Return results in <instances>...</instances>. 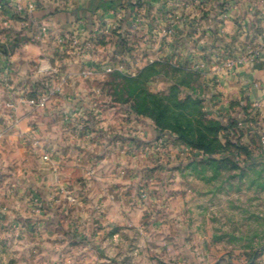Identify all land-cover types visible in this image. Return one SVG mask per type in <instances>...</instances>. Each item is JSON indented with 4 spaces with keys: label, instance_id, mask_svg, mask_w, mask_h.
I'll list each match as a JSON object with an SVG mask.
<instances>
[{
    "label": "clouds",
    "instance_id": "1",
    "mask_svg": "<svg viewBox=\"0 0 264 264\" xmlns=\"http://www.w3.org/2000/svg\"><path fill=\"white\" fill-rule=\"evenodd\" d=\"M261 52L264 48L248 47L234 62L220 59L214 68L203 65L209 69L204 85L209 91H215L208 83L213 76L221 84H234V77L242 83H250L259 77L264 83V57L259 61L256 59ZM125 70L135 75L134 70L121 69ZM153 80L161 82L152 83ZM89 81L88 74H74L62 83L53 80L51 94L33 101L22 110L17 108L12 115L5 114V123L0 127V171L6 174L0 182V264H112L113 261L115 264H124L125 261L127 264H154L148 258L162 253L161 241L156 236L163 229L155 227L150 217L153 209L163 203V199L157 201L156 196L165 191L164 176L158 173L157 178L146 182L140 195L133 192L132 196H126L125 186L138 181L103 177L100 172L117 160L122 166L136 167L137 160L147 163L157 155L160 162L175 163L180 157L191 158L195 154L187 147L181 151L169 146L133 156L128 155L127 150L117 148L97 167L85 166L81 158L88 153L103 152L107 137L120 134L147 140L151 136L150 128L141 132L136 130V124L125 123L122 116L116 114L120 107L119 98L101 95L99 88ZM171 82V77L154 76L147 83L128 85L122 91L124 98L128 99L137 88L146 89L139 96L141 105L151 107L154 103H162L168 116L163 131L175 139L185 133L188 122L193 118L181 113L173 102L157 96L161 91L167 94ZM160 83L165 86L158 87ZM121 85H124L123 81ZM180 99L177 97L178 101ZM112 103L116 108H109ZM90 116L96 132L82 135L78 127L83 128ZM141 118L155 127V121L148 116ZM246 127L249 130L241 143L247 152L239 154L237 161L242 168L255 161L256 167L245 184L241 210L246 212V216H252L255 222L245 223L246 217L236 216L244 227L237 233L242 234L241 241L233 246L241 252L264 245V239L251 240L252 236H264V190L257 193L254 187L256 183H264V121L260 128L255 125ZM101 130L107 134L105 139L97 138ZM109 185L112 186L111 191ZM30 187L33 190L45 189L49 193L45 204L34 201L30 194L25 195ZM41 207L51 211L40 212ZM53 216L60 223L56 226L57 231L49 234L44 224ZM17 217L31 218L35 227L31 236L23 223H15ZM233 226L238 227L239 224L233 221ZM117 227L120 230L114 231ZM184 227L188 226L185 224ZM63 232H78L89 243L70 249ZM203 244L200 240L180 251L191 259L192 264H208L212 245L205 248ZM168 251L171 253L172 249ZM168 258H178L179 264H184L183 257H177L175 253Z\"/></svg>",
    "mask_w": 264,
    "mask_h": 264
},
{
    "label": "crops",
    "instance_id": "2",
    "mask_svg": "<svg viewBox=\"0 0 264 264\" xmlns=\"http://www.w3.org/2000/svg\"><path fill=\"white\" fill-rule=\"evenodd\" d=\"M21 2L24 8L34 5V12L20 13L8 0H0V127L5 123V114L12 115L15 112L10 109V105H14L15 110H22L28 106L25 102L29 98L37 101L44 95L51 94L53 80L62 83L74 74H88L91 80L89 83L95 84L103 95L105 89L102 80L107 76V68L112 67L114 72L129 75V71L121 69L134 70L135 75H140L160 63L197 73L202 81V88L207 93L205 101L214 108H220L219 113L224 118L248 112L247 126L261 127V122L264 121V83L260 78L242 83L234 77V84H221L213 76L208 83L215 91H209L203 83L209 69L203 65L214 68L220 63V59L236 61L248 47L264 48V43H260L264 41V0H227L231 7L224 15L219 8L213 9L215 6L212 2L206 3L204 0ZM261 57H264V52L256 56V59L259 61ZM242 64L243 61L241 66ZM51 69L57 71H50ZM211 81L215 83L212 84ZM109 108H116V104L112 103ZM116 114L122 116L125 123L136 124L137 131L150 128L151 136L147 140L120 134L107 137L101 130L97 133V138L107 137L105 150L82 157L85 166L97 167L117 148L127 150V154L133 156L142 155L149 149H157L155 141L158 134L148 120L135 116L130 105H120ZM91 119L90 116L83 128L78 127L82 135L96 132ZM248 130L247 127L244 133ZM159 160V155L147 163L137 160L136 167L122 166L117 160L110 168L105 166L101 169L100 174L103 177L116 176L138 181L125 186V195L132 196L133 192L140 195L146 182L157 178L158 173L164 176L165 181L168 180L169 177L162 171L164 161L159 163ZM5 178L6 174L0 171V182ZM166 185L168 181L163 187ZM109 190H112L111 185ZM29 194L34 201L45 204L49 193L45 189L33 190L30 187L25 195ZM156 199L160 201L161 197L156 196ZM171 203L163 199L161 206L154 208L151 213L154 226L163 229L156 236L161 241L162 253L148 259L154 264H179L178 258H168L175 253L177 257H183L184 264H192L191 259L180 250L194 244L189 236L195 229L184 227L180 223L182 214ZM39 211L46 213L51 209L41 207ZM15 223H23L30 236L35 231L31 218L17 217ZM59 223L53 216L44 226L49 234H53ZM119 230V227L114 229ZM62 234L69 240L70 249L89 243L78 232ZM203 246L206 248V245ZM169 248L172 249L171 253ZM165 253L168 254L167 257L164 256ZM218 263L226 264L227 261H214L213 258L208 261V264Z\"/></svg>",
    "mask_w": 264,
    "mask_h": 264
},
{
    "label": "rangeland",
    "instance_id": "3",
    "mask_svg": "<svg viewBox=\"0 0 264 264\" xmlns=\"http://www.w3.org/2000/svg\"><path fill=\"white\" fill-rule=\"evenodd\" d=\"M204 1L212 2L215 6L213 9L219 8L222 15L228 13L231 7L227 4V0ZM183 71L178 66L160 63L140 75L122 72L107 73L102 80L105 89L103 95L118 97L120 105H130L132 112L138 118L148 116L155 121L154 131L158 134L155 141L157 150L170 146L183 151L187 147L195 154L191 158L180 157L175 163H163L165 166L162 171H165L164 174L169 177L166 180L168 185L164 186L163 193L157 195L171 201L172 207L180 211L182 214L180 223L186 224L192 230L198 229V231H191L192 234L189 236V239L194 240L193 245L200 240H203L206 248L211 244L212 248L209 251L214 261L224 260L227 261L226 264H241V262L242 264H264V245L247 252H241L238 247L233 246L241 241L242 234L237 233L244 227V223L236 220L237 214L240 217H246L245 223L255 222L252 216H246V212L241 210V204L244 200L245 184L249 174L254 173L256 162L253 161L251 165H245L242 168L237 161L239 154L247 152L241 141L248 124V112L245 113L248 118L245 127L230 125L233 119L236 122L241 119L239 115L242 112L226 119L220 117L215 112L221 111L220 108H214L205 101L204 97L207 93L202 88V81L197 73ZM154 76L172 78L168 93L161 91L157 93V96L173 102V106L181 113L193 118L188 122L185 133L179 138L174 139L163 131L168 116L162 103H154L151 107L139 103L140 93L146 89L137 88L128 96V99L124 98L122 91L124 87L132 84L142 85ZM122 81L124 85H121ZM159 82L161 81H152V83ZM164 86L163 83L158 85V87ZM177 97H181L180 101ZM32 101L36 100L29 98L25 103L29 106ZM10 109L15 111V106L10 105ZM140 124L143 126V123ZM252 186L249 185V187ZM254 187L259 193L264 190V183H256ZM255 215L253 213V216ZM233 221H236L239 226H233ZM255 239H264V236L251 237V240Z\"/></svg>",
    "mask_w": 264,
    "mask_h": 264
},
{
    "label": "built area",
    "instance_id": "4",
    "mask_svg": "<svg viewBox=\"0 0 264 264\" xmlns=\"http://www.w3.org/2000/svg\"><path fill=\"white\" fill-rule=\"evenodd\" d=\"M8 2L10 4H13L16 6V9L18 10V12L20 13H32L34 12L35 10V6L34 5H29L27 8H24L23 5H22V2L21 0H8ZM109 69H111L112 71H109ZM106 73L110 74L112 72H114V69L112 67H109L106 69L105 71ZM33 102V101H32ZM31 102V103H32ZM216 113L220 115V117L224 118L223 115L221 113H219L217 110H216ZM241 115H239V117H241L240 120H237V126L239 128H243L246 126V115L244 112L240 113ZM226 119V118H225Z\"/></svg>",
    "mask_w": 264,
    "mask_h": 264
},
{
    "label": "trees",
    "instance_id": "5",
    "mask_svg": "<svg viewBox=\"0 0 264 264\" xmlns=\"http://www.w3.org/2000/svg\"><path fill=\"white\" fill-rule=\"evenodd\" d=\"M151 68H152V67H151ZM151 68H150V69H151ZM150 69H148L146 72H148ZM146 72H145V73H146ZM245 113H246V112H245ZM230 125H232V126H235V125H236V126H237V122L233 119V121L230 122Z\"/></svg>",
    "mask_w": 264,
    "mask_h": 264
}]
</instances>
